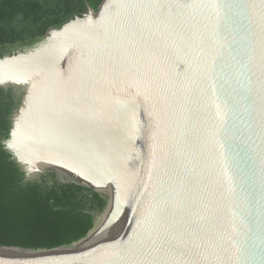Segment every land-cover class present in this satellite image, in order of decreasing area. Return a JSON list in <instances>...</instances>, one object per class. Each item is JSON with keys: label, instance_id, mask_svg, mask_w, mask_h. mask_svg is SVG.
Masks as SVG:
<instances>
[{"label": "water", "instance_id": "95a60500", "mask_svg": "<svg viewBox=\"0 0 264 264\" xmlns=\"http://www.w3.org/2000/svg\"><path fill=\"white\" fill-rule=\"evenodd\" d=\"M0 87L25 180L107 199L0 264H264V0H104L0 57Z\"/></svg>", "mask_w": 264, "mask_h": 264}, {"label": "trees", "instance_id": "16d2710c", "mask_svg": "<svg viewBox=\"0 0 264 264\" xmlns=\"http://www.w3.org/2000/svg\"><path fill=\"white\" fill-rule=\"evenodd\" d=\"M104 0H0V57L33 45L52 27H60ZM20 104L12 87H0V247L56 248L86 237L94 211L106 197L77 183H63L53 171L25 180V172L5 148L14 109ZM52 180V183L49 181Z\"/></svg>", "mask_w": 264, "mask_h": 264}, {"label": "flooded vegetation", "instance_id": "af4514ba", "mask_svg": "<svg viewBox=\"0 0 264 264\" xmlns=\"http://www.w3.org/2000/svg\"><path fill=\"white\" fill-rule=\"evenodd\" d=\"M32 46V45H31ZM31 46H29V47H31ZM28 47H25V48H20V49H17V51H20V50H25V49H27Z\"/></svg>", "mask_w": 264, "mask_h": 264}]
</instances>
